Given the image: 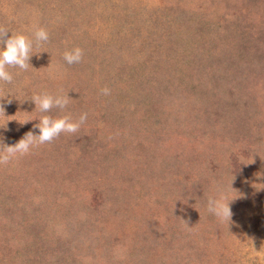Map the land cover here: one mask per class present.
Returning <instances> with one entry per match:
<instances>
[{"label":"rangeland","instance_id":"1","mask_svg":"<svg viewBox=\"0 0 264 264\" xmlns=\"http://www.w3.org/2000/svg\"><path fill=\"white\" fill-rule=\"evenodd\" d=\"M38 27L0 137L39 123L35 93L88 119L0 165V264H264V0H0L9 37Z\"/></svg>","mask_w":264,"mask_h":264},{"label":"clouds","instance_id":"2","mask_svg":"<svg viewBox=\"0 0 264 264\" xmlns=\"http://www.w3.org/2000/svg\"><path fill=\"white\" fill-rule=\"evenodd\" d=\"M9 31V29L0 28V42H2V46H0V85H12L14 83V76L8 68L16 67L26 71L29 65H31V58L34 55H38L33 50L40 48L42 44L48 42L50 39L49 32L43 27L36 28L32 33V38L24 34H17L14 31H11L12 34L9 37ZM82 59L83 49L80 47H73L63 53V60L68 65L78 64ZM101 91L104 95H108L110 92L107 87ZM7 98V103H11L12 98L16 97L9 93V97ZM70 99L68 94L57 93L53 95L47 91L35 93L30 99H25L23 103L30 100L34 103L35 108L31 112H24L30 114L38 110L40 113H44V115L27 121L38 120L39 123L34 124L33 130L27 132L23 138L19 139L13 145H8L0 137V165L8 164L19 156L29 154L34 148L52 142L62 133L75 134L79 132L82 125L87 122V112L81 113L77 120H73L70 115L53 117L47 114L53 108L61 111L65 110L69 105ZM0 109L4 110L2 105H0ZM4 129H7V127ZM36 130H38V133ZM231 201L233 200H228L225 189L218 187L216 195L207 197V211L221 223L224 221L231 222L233 215L230 208Z\"/></svg>","mask_w":264,"mask_h":264}]
</instances>
